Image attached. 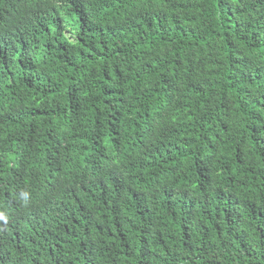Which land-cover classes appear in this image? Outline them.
<instances>
[{"label":"trees","instance_id":"16d2710c","mask_svg":"<svg viewBox=\"0 0 264 264\" xmlns=\"http://www.w3.org/2000/svg\"><path fill=\"white\" fill-rule=\"evenodd\" d=\"M1 208L0 264H264V0H0Z\"/></svg>","mask_w":264,"mask_h":264},{"label":"clouds","instance_id":"9594fccd","mask_svg":"<svg viewBox=\"0 0 264 264\" xmlns=\"http://www.w3.org/2000/svg\"><path fill=\"white\" fill-rule=\"evenodd\" d=\"M14 16V15H13ZM23 203L25 206L28 205L29 200H30V194L28 192H23ZM4 209V210H3ZM0 209V238H1V233L3 232L6 236H17L18 235V230L20 228V223L18 222L17 224L14 225V221H17L18 219L16 217L11 216L9 213L6 212L5 208ZM34 210H27V214L23 215V221H28L30 220L32 224L35 226H38L40 222L38 221L37 218L34 217L35 215ZM32 227L29 226V229Z\"/></svg>","mask_w":264,"mask_h":264}]
</instances>
